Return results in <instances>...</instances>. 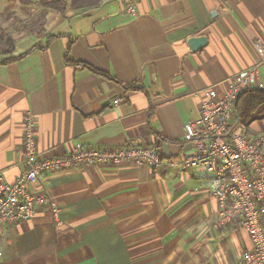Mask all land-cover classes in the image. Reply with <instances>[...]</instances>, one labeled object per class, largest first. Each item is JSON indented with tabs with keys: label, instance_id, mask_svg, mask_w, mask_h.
<instances>
[{
	"label": "crops",
	"instance_id": "obj_1",
	"mask_svg": "<svg viewBox=\"0 0 264 264\" xmlns=\"http://www.w3.org/2000/svg\"><path fill=\"white\" fill-rule=\"evenodd\" d=\"M65 1L58 12L0 0V15L43 20L34 32L14 30L13 54H0V176L8 183L23 171L15 151L28 112L40 157L142 139L179 161L194 152L183 130L199 116L202 92H224L264 55V0H136L137 17L118 0ZM194 38L207 45L194 51ZM259 75L264 89V68ZM250 130L264 135V121ZM206 177L199 167L155 173L126 161L54 172L47 183L56 210L4 227L0 264H239L251 237L238 220L217 224Z\"/></svg>",
	"mask_w": 264,
	"mask_h": 264
},
{
	"label": "built area",
	"instance_id": "obj_2",
	"mask_svg": "<svg viewBox=\"0 0 264 264\" xmlns=\"http://www.w3.org/2000/svg\"><path fill=\"white\" fill-rule=\"evenodd\" d=\"M126 14L137 17L136 0H118ZM264 55L249 70L235 75L225 85L224 92H202L199 116L184 127V141L194 152L179 160L165 161L157 147L130 139L121 147H91L76 145L68 154L52 158L38 154V134L35 116L25 115L24 142L15 154L23 161V171L12 183L0 176V262L4 227H13L32 220L38 209L56 206L48 193V175L82 166L119 165L129 162L137 167H149L152 172L167 169L183 171L202 168L203 181L218 202V225L240 221L241 228L251 237L252 249L239 264H264V136H253L246 125L236 120V105L241 95L260 87ZM121 99L115 101L117 107ZM41 187V191L35 190Z\"/></svg>",
	"mask_w": 264,
	"mask_h": 264
},
{
	"label": "trees",
	"instance_id": "obj_3",
	"mask_svg": "<svg viewBox=\"0 0 264 264\" xmlns=\"http://www.w3.org/2000/svg\"><path fill=\"white\" fill-rule=\"evenodd\" d=\"M102 0H75V6L76 3L80 4L81 7H91L92 5H97L101 2ZM28 3V2H27ZM30 3V2H29ZM67 2L65 0H41L39 2V5L43 6L45 10L48 9H54L57 10L58 12H63L65 11L67 7ZM4 30L0 29V42L2 44V40L6 39V41H9L11 45H9V49L0 52L1 55L3 56H10L14 52V39L9 36V38L6 36L5 33H2ZM5 32V31H4ZM40 47L36 46L24 55H22L20 58H23L34 51L38 50ZM67 62L70 64H77L72 60L68 59V54H67ZM88 69H90L92 72L95 74L105 77L108 80L111 79L112 77L105 72L92 69L91 67L88 66ZM236 120L242 123V125H246V128L248 129V132L250 133V127L255 124L256 122L264 121V89H253V90H248L245 91L241 97L238 100V103L236 105ZM251 134V133H250ZM252 135V134H251ZM259 136V135H256Z\"/></svg>",
	"mask_w": 264,
	"mask_h": 264
},
{
	"label": "rangeland",
	"instance_id": "obj_4",
	"mask_svg": "<svg viewBox=\"0 0 264 264\" xmlns=\"http://www.w3.org/2000/svg\"><path fill=\"white\" fill-rule=\"evenodd\" d=\"M36 3H39L41 0H33ZM38 5V4H37ZM40 6V5H39ZM15 13L9 14V15H0V29H3L4 31L2 33H5L6 36L9 38H14V33L18 30L19 32L27 33L28 31L34 32L37 27H41V23L43 22L42 18L38 17H32V19H26L24 22L21 19V17H15ZM34 30V31H32ZM29 33V32H28ZM16 34V33H15ZM3 35V34H0ZM10 39V38H9ZM1 41V40H0ZM2 44L0 42V52L5 51L9 49V45L11 43L9 41H6V39L2 40ZM258 89V88H257ZM253 90V89H252ZM261 136H264L263 134Z\"/></svg>",
	"mask_w": 264,
	"mask_h": 264
},
{
	"label": "water",
	"instance_id": "obj_5",
	"mask_svg": "<svg viewBox=\"0 0 264 264\" xmlns=\"http://www.w3.org/2000/svg\"><path fill=\"white\" fill-rule=\"evenodd\" d=\"M207 45V39L205 38H194L191 40V46L194 51H200Z\"/></svg>",
	"mask_w": 264,
	"mask_h": 264
}]
</instances>
